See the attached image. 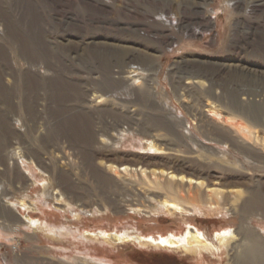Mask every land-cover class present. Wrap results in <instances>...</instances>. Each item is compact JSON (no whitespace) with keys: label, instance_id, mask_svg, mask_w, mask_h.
<instances>
[{"label":"rangeland","instance_id":"1","mask_svg":"<svg viewBox=\"0 0 264 264\" xmlns=\"http://www.w3.org/2000/svg\"><path fill=\"white\" fill-rule=\"evenodd\" d=\"M171 173L197 206L162 207ZM189 224L240 247L85 236ZM251 243L264 257V0H0V264H243Z\"/></svg>","mask_w":264,"mask_h":264},{"label":"bare ground","instance_id":"2","mask_svg":"<svg viewBox=\"0 0 264 264\" xmlns=\"http://www.w3.org/2000/svg\"><path fill=\"white\" fill-rule=\"evenodd\" d=\"M172 1L173 0H155V3L156 4L167 5L170 2H172ZM169 10H171V9H169ZM176 12H178V11H176ZM208 16L210 17V26L214 27V19H215V17L211 16L210 14ZM162 18H164V17H162ZM189 28H190V26H189ZM15 38H16L17 41H22V42H27V41H31L32 40V39H29L28 37H23V35H22V37H19V36L17 37L16 36ZM105 46H108V45H105ZM111 49L110 50L106 49V50H109V52H113ZM102 54H104V53H102ZM123 56H125V55H123ZM240 126L241 127H239V128L243 132V134L247 135V133L249 132V129L246 126H244L243 124L240 125ZM251 132H253V131H251ZM196 142H198V141H196ZM151 148L153 150H155V152L154 153L150 152V155L151 154L152 155L153 154L154 155H160L162 153L161 151H158L159 149L156 148L155 145H151ZM129 166L124 165V166L120 167L119 169L126 170V169L131 167V166L130 167ZM114 167H115V165H114ZM152 171H154V170H152ZM157 171L166 172L165 170H157ZM153 173H155V172H153ZM161 181L162 182L158 181L159 182V183L157 182L158 184L156 183L157 184V189L159 188L160 190H163V191L167 192L171 196H174V199L173 198L172 199L168 198V199H164L163 202H162V207L165 210H167V211H181V210L183 211L184 210L183 206L180 205L181 201H180V204H179V203H177L176 199H178V200L181 199V200H184L186 202L187 201L193 202L196 205L197 204L196 201L198 200L199 196L203 194L202 189L199 186H197V185H199L201 183L200 179H195L193 177H185L183 175H177L175 173H171L169 178L165 177L164 181L163 180H161ZM218 183H219V181H218ZM206 192H207V190H206ZM224 192L222 194V192H220L218 190H214L213 191V193H215L217 196H219L221 194V197H223V196L226 197ZM199 201L200 200H198V202ZM20 206L24 207V205L22 203H20ZM199 206H200V204H199ZM24 220H26L29 223V225H31L34 228L39 227V225L41 224L38 219H33L31 217H28V216L26 218H24ZM85 236H90V239L91 238H96V239L97 238H101V239L105 240L106 242H110V243H114V244L122 243V242H125V241H128V240H135V241H138L140 244H144V245L152 243V244L160 245V246H163V247L181 249V250H183L185 252L193 253V254L199 253V252H212V251L213 252H219V251L222 250L223 247H228L230 245L233 246V248H236V249L240 247L239 243L235 242L236 241V234H235V232L232 229H225L222 232L221 231L216 232L214 235H212V238H209V236L207 234H205V232H202L199 228H197L196 226H193L191 224H189L188 227L186 228V230L183 233H181V234H175V233L172 232V233H169L167 235H160L159 237H154V236H151V235L150 236H145V235H142V234L131 235V234H128L127 232H121V233L113 232V233H110V232H107V231H104V230H100L98 232L86 231L85 232ZM234 242H235V244H233ZM259 251H260L259 246L255 245L254 243L253 244L251 243L249 248H245L240 253V257H241L240 261H241V263L244 264V262H248L250 264H264V257L262 256V252L261 251L259 252Z\"/></svg>","mask_w":264,"mask_h":264}]
</instances>
